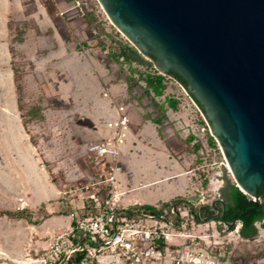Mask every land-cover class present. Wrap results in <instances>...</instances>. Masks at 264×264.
Listing matches in <instances>:
<instances>
[{
	"label": "rangeland",
	"instance_id": "rangeland-1",
	"mask_svg": "<svg viewBox=\"0 0 264 264\" xmlns=\"http://www.w3.org/2000/svg\"><path fill=\"white\" fill-rule=\"evenodd\" d=\"M0 12V31L4 29L0 52L9 48L18 106L32 143L39 139L27 111L41 98L47 100V107L65 109L69 117L67 140L73 146V124L92 127L82 116L100 117L117 110L122 118L128 115L135 120L137 111L139 117L157 123L158 138L193 183L186 195L166 202L157 200L152 205L174 203L180 210V235L168 245L171 251L183 252L194 264H264V237L245 240L238 235L239 224L228 231L225 224L213 221L222 210V204L214 202L222 201L225 180H234L218 142L210 134L208 121L173 78L157 71L152 59L120 32L98 0H0ZM123 47L134 49L146 63L139 65L119 58ZM157 74L163 76L165 85L161 97H154L144 82L147 75ZM170 98L177 102L176 110L169 108ZM120 136L114 142L122 174L125 169L118 149ZM90 145L80 155H70V163L77 165L81 174L77 180H68L60 192L65 197L67 214L78 212L75 205L80 199L72 192L74 186L94 175L87 158ZM3 174L0 170V178ZM51 178L55 182L59 174H51ZM117 185L121 199L124 192ZM143 206L150 205L133 208ZM6 209L15 210L0 201V264H17L10 262L5 253L26 233L22 223L5 218ZM255 226L262 230L260 223Z\"/></svg>",
	"mask_w": 264,
	"mask_h": 264
},
{
	"label": "water",
	"instance_id": "water-1",
	"mask_svg": "<svg viewBox=\"0 0 264 264\" xmlns=\"http://www.w3.org/2000/svg\"><path fill=\"white\" fill-rule=\"evenodd\" d=\"M98 1L157 71L181 78L184 85L171 76L208 121L236 188L259 204L264 186V0ZM216 202L223 216L224 203Z\"/></svg>",
	"mask_w": 264,
	"mask_h": 264
},
{
	"label": "crops",
	"instance_id": "crops-1",
	"mask_svg": "<svg viewBox=\"0 0 264 264\" xmlns=\"http://www.w3.org/2000/svg\"><path fill=\"white\" fill-rule=\"evenodd\" d=\"M3 31H0V37ZM7 49L5 53L0 52V170L4 173L0 178V201L11 204L15 209L5 211L29 210L32 221L14 219L22 223L21 228L26 234L13 242V248L5 254L12 263L38 264L34 261L47 247L48 238L68 228L73 214L79 212L68 215L66 202H63L65 197L60 194L68 180H77L81 174L80 168L70 163L71 156L80 155L89 144L112 139L116 130L108 128V124L122 117L117 110L105 112L100 117L82 116L88 118L92 127L88 129L73 124L71 130L76 136L73 146L67 140L69 117L65 109L47 107V100L41 98L27 111L31 116V128L35 129L39 139L32 143L18 106L10 63L12 58ZM38 117L40 119L35 120ZM124 118L128 124L117 130L121 135L118 149L125 169L117 176V186L124 192L121 206H152L157 200L166 202L175 196L186 195L187 187L193 183L179 162L172 158L168 147L161 143L156 125L144 120L143 116L139 117L137 111L135 120L128 115ZM172 170H177V173ZM54 173L59 174V180L55 182L51 178ZM75 207L79 209L81 202L78 201ZM256 236L264 237V229L259 230ZM96 264L125 263L106 257Z\"/></svg>",
	"mask_w": 264,
	"mask_h": 264
},
{
	"label": "built area",
	"instance_id": "built-area-1",
	"mask_svg": "<svg viewBox=\"0 0 264 264\" xmlns=\"http://www.w3.org/2000/svg\"><path fill=\"white\" fill-rule=\"evenodd\" d=\"M125 118L109 123L112 139L93 143L87 158L94 175L75 185L81 202L68 228L48 238L38 264H96L110 257L125 264H190L183 252L171 251L178 232L180 210L175 204L154 206V211L123 207L118 203L117 176L122 172L115 146ZM79 193V194H78ZM80 213V214H79ZM174 253V256H173Z\"/></svg>",
	"mask_w": 264,
	"mask_h": 264
},
{
	"label": "trees",
	"instance_id": "trees-1",
	"mask_svg": "<svg viewBox=\"0 0 264 264\" xmlns=\"http://www.w3.org/2000/svg\"><path fill=\"white\" fill-rule=\"evenodd\" d=\"M119 58L121 57L125 61H131L139 65H144L146 62L139 56V54L132 48L123 47L118 53ZM169 75L176 79L180 84L184 85V82L177 75L169 72ZM146 88L153 93L154 97H161L165 90L163 76L161 75H147L144 80ZM167 104L170 109L176 110L177 102L171 98L167 100ZM201 109V108H200ZM153 123L157 124L153 121ZM212 141V139H210ZM258 196L260 203H256L247 194L241 192L236 188L235 183L229 180H225V186L221 189V198L224 203V215H220L217 220L225 224H231L233 220L236 223L232 226H227L228 231H233L239 224L238 235L245 240H253L257 235L256 223L261 224V228L264 229V186L259 188ZM168 205L164 204L163 206ZM143 210L154 211L152 206H143ZM3 215L12 219H25L29 222L31 219V212L29 210H20L9 212H3ZM197 221L198 218H197Z\"/></svg>",
	"mask_w": 264,
	"mask_h": 264
}]
</instances>
